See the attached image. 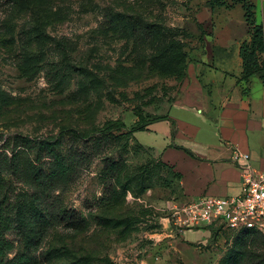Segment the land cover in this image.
Instances as JSON below:
<instances>
[{"label":"rangeland","instance_id":"374dc122","mask_svg":"<svg viewBox=\"0 0 264 264\" xmlns=\"http://www.w3.org/2000/svg\"><path fill=\"white\" fill-rule=\"evenodd\" d=\"M245 13L242 4L232 0H0V173L23 218L7 232L14 249L6 262L24 254L29 264H73L80 258L90 264L109 260L113 264H262L261 237L244 244L246 256L236 263L232 234L220 223L209 227L207 236L206 225L198 227L201 242L183 247L184 255L180 253L181 240L168 237L162 223L165 205L182 196L179 179L132 137L105 127L108 120H122L129 128L135 121L134 107L142 106L151 116L165 114L182 86L148 71L151 55L166 47L167 37L145 36V42L138 43L123 29L124 20L179 30L190 61L200 45L215 38L214 29L229 22L244 31L243 41L250 40ZM113 16L119 24L112 23ZM40 26L47 34L44 39L35 37ZM64 48L72 64L101 76L119 64H139L136 74L143 70L142 77L124 88L111 81L100 94L88 95L79 89L82 76L77 71L64 85L48 82L44 65L60 63ZM109 92L119 102L107 100ZM119 92H125L127 99ZM100 98L104 105L91 117L87 106H96ZM136 137L152 142L144 131L136 132ZM47 142L56 143L70 169L66 181L57 183L50 196L41 197L39 211L31 162L38 171L56 168L52 156L42 149ZM110 160H119L128 169L122 178L126 202L117 215L136 224L125 239L96 219L115 188L113 180L103 176ZM62 210L76 213L82 221L64 219ZM156 241L163 247L155 250Z\"/></svg>","mask_w":264,"mask_h":264},{"label":"crops","instance_id":"0c3cea01","mask_svg":"<svg viewBox=\"0 0 264 264\" xmlns=\"http://www.w3.org/2000/svg\"><path fill=\"white\" fill-rule=\"evenodd\" d=\"M252 1L257 22L262 23L264 0ZM214 33L215 38L200 45L189 61L188 75L165 112L167 119L143 130L152 142L140 141L134 133L136 141L181 173L182 201L239 194L242 169L233 158L234 146L250 154L254 168L264 169V75H252L248 83L239 80L243 71L240 47L247 38L244 31L229 22ZM162 221L166 230L165 216ZM166 232L181 240L177 249L183 255V247L200 241L198 228ZM204 232L205 236L211 233L208 228ZM163 244L156 241L154 249Z\"/></svg>","mask_w":264,"mask_h":264},{"label":"trees","instance_id":"16d2710c","mask_svg":"<svg viewBox=\"0 0 264 264\" xmlns=\"http://www.w3.org/2000/svg\"><path fill=\"white\" fill-rule=\"evenodd\" d=\"M224 0H218V3H223ZM237 3H241L243 9L245 10V17L248 24L251 27V37L250 40H245L241 43L240 56L242 58L243 71L239 77L240 81L248 83L250 78L254 74L264 75V20L262 23H257L256 17V5L252 0H232ZM113 24H119L118 20L113 16L111 19ZM123 29L125 32L134 38L138 43L145 42V36H153L157 39L160 37H167V45L163 50H157V52L151 55V64L149 65V72L154 75L167 79L173 78L179 83H183L188 75V53L185 51L184 42L178 37L179 30L176 29H166L159 23H145L139 20H124ZM175 34H171V33ZM44 36V37H43ZM34 36L31 37L34 41ZM36 39L47 37L46 31L42 26L37 27ZM30 43V44H31ZM64 55V56H63ZM166 55V56H165ZM62 60L46 62L44 67L46 68V79L48 82H57V85H64L69 83L70 79L75 71H77L82 76V81L79 83L80 91L86 93V95L94 92L95 94H100L105 83H112L117 87H126L130 81L139 79L142 77L143 70L140 74L137 73L136 65H122L119 64L117 67L112 68V73L101 76L96 71L82 66H77L72 64L68 53H66L65 48L62 52ZM145 72V70H144ZM119 95L124 99H127V94L125 92H119ZM107 100L112 103L119 102L118 98L111 92L107 93ZM104 102L100 98L98 104L95 106L92 103L87 106L88 112L90 111L91 117H95L96 113L102 109ZM146 105V104H145ZM95 106V107H94ZM136 121L128 128L122 120H108L106 122V129L116 130L124 135L127 139L132 137L134 139V133L137 131L147 130L148 126L159 120L167 119L168 114H162L160 116H151L146 113L142 106L134 107L133 109ZM125 130V132H123ZM135 140V139H134ZM137 143L140 147L145 148L138 141ZM42 147V146H41ZM42 149H45L47 153L52 156L56 162V168H51L48 171H38L35 167L34 162H31V166L34 168V179L37 182L39 188L38 193L34 194V202L38 205L39 211L42 209L40 200L41 197H47L52 194L53 189L59 182H64L69 174L70 165L61 153L57 150L56 143L47 142L43 145ZM147 149V148H145ZM162 165H165L172 169L175 176L179 179L181 178V173L174 169V166L167 164L162 159L159 158ZM1 171V170H0ZM128 173L127 166L121 164L119 160H110L106 163L103 169V176L105 179H110L112 185H114V190L109 199V202L103 204L106 210L97 219V224L107 228L110 231H116L119 233L122 239L129 236L135 227L136 221L127 218L123 215H117L118 208L123 207L126 202L127 187L122 182L124 175ZM9 186L6 178L0 173V264H29L30 258L24 254L17 255L14 259L6 262V257L9 252L14 249V244L11 240L7 238V232L13 230L16 224H21L23 218L21 217L20 205L15 204L9 198ZM178 199L179 198H174ZM104 203V198L101 200ZM67 210H62L64 213V219H74L76 224H79L82 220L78 218L76 213L66 212ZM66 212V213H65ZM37 215V214H36ZM40 218H45L44 215L38 214ZM74 215V216H72ZM214 225H207L206 228L216 227ZM223 227V225H220ZM218 226V227H220ZM224 228V227H223ZM227 230V229H226ZM230 231V230H228ZM234 241V248L236 249L235 255L232 258L236 263L244 259L246 252L243 250V246L252 237H261L264 243V236L253 230H245L239 233H233L230 231ZM86 258H80L76 260L73 264H90ZM262 264H264V256L262 259ZM108 264H113L110 260Z\"/></svg>","mask_w":264,"mask_h":264},{"label":"built area","instance_id":"2783aa9c","mask_svg":"<svg viewBox=\"0 0 264 264\" xmlns=\"http://www.w3.org/2000/svg\"><path fill=\"white\" fill-rule=\"evenodd\" d=\"M232 153L242 169L239 194L202 196L191 201L171 200L165 209L168 223L165 228L169 233L220 223L233 233L253 230L264 236V169L254 168L250 154L237 146Z\"/></svg>","mask_w":264,"mask_h":264}]
</instances>
